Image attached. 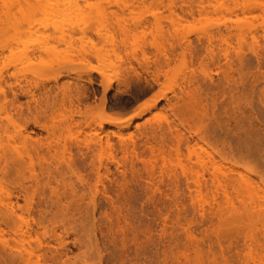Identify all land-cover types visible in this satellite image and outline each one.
Listing matches in <instances>:
<instances>
[{
	"label": "rangeland",
	"instance_id": "1",
	"mask_svg": "<svg viewBox=\"0 0 264 264\" xmlns=\"http://www.w3.org/2000/svg\"><path fill=\"white\" fill-rule=\"evenodd\" d=\"M144 20L152 25L140 26ZM211 34L214 61L207 51ZM106 36L117 37L121 46L107 61L112 74L123 75L134 54L142 58L141 50L153 61L163 47L169 50L181 38L189 40L192 58L187 56L183 68L180 56L174 57L172 71L153 88L133 79L130 87H121L124 92H106V112L92 131L73 128L63 136V142L73 144L77 174L90 185L96 182L92 163L101 161L108 169L95 207L82 202V208L60 210L36 195V204L28 208L20 194H33L28 172L8 165L0 151V198L10 192L17 213L32 227L22 246L12 233L18 220H0L5 228L3 236L0 232V264H29L23 249L36 248L38 239L43 242L40 264H264V188L259 178H264V0H0V126H8L2 92L7 74L22 71L38 82L60 73V83L75 82L76 71L88 64V52L102 48ZM221 38L229 40L228 63L221 58ZM182 72L196 81L197 105L178 98L186 86ZM85 79L83 75L79 82L87 85ZM93 87L101 98L99 82ZM162 91L167 99L138 116ZM196 114L210 141L235 164L224 165L229 168H223L221 186L208 181L209 188L198 196L182 179L148 178L142 161L153 146L167 153L172 149L174 129L152 135V124L168 117L191 138L188 128L197 122ZM132 118L120 134L113 133L115 126L99 125ZM0 137L7 142L2 132ZM106 137L113 149L95 150L93 139ZM126 144L129 153L123 149ZM238 173L250 177L254 186L239 184ZM44 190L48 195L43 187L38 193Z\"/></svg>",
	"mask_w": 264,
	"mask_h": 264
},
{
	"label": "bare ground",
	"instance_id": "2",
	"mask_svg": "<svg viewBox=\"0 0 264 264\" xmlns=\"http://www.w3.org/2000/svg\"><path fill=\"white\" fill-rule=\"evenodd\" d=\"M154 24L158 25L159 22L155 21ZM139 25L147 27L152 24L144 20L140 21ZM214 37L213 34L208 36L207 46L208 54L213 61L215 46L212 45V41ZM119 42L115 36L104 37L102 48L91 49L88 52V64L85 69L76 71L75 82L60 83L63 76L60 73L52 79L38 82L28 79L22 71L10 72L4 77L7 90H2V92L7 104L8 126L6 128L0 126V132L6 135L7 139L5 143L0 140V151L6 157L8 165L11 164L18 170L24 167L28 172L27 179L33 188V194L29 195L26 191L20 193L28 208H32L36 204V195L42 198L47 197L52 201V205L60 210L72 207L82 208V202L86 203V207H95L96 196L100 192L99 187L105 184L103 171L108 172V169L101 161L97 166L92 163L96 182L94 186L90 185L77 174L78 168L70 154L73 144L63 142V136L73 128H78L84 133L92 131L95 120L106 112V92L110 90L121 92V87L127 89L133 79L144 80L149 88H153L161 77L166 78L172 71L170 66L174 57L180 56L182 67L185 68L187 56L191 57L193 52L189 40L181 38L175 46L172 44L169 50L163 47L160 53L161 57H156L153 61L146 58L145 50H141L142 58L140 59L134 54L123 75L118 72L112 74L107 61L112 56L119 54L121 47ZM221 42L224 44V47L221 48V58L228 63L230 59L229 40L221 38ZM90 59L96 60L99 64H92ZM83 75L86 76L87 85L79 82ZM182 80L186 86L183 87V94L178 98L191 104L200 103V93L196 90V81L193 80V77L182 72ZM50 82L53 84L50 85ZM96 82H99L104 91L101 98L97 97V91L93 87ZM154 96L150 100V106H143L138 116L155 107L163 99H167V95L163 91ZM22 99L26 100L22 102ZM195 116L198 119L197 122L188 128V132L192 134L191 138L186 137L175 121L168 117L163 119L164 123L157 121L152 124L149 132L152 135L163 129H174L172 149L167 153L163 148L155 149L153 146L151 156L142 161L148 178L154 179L159 174L161 178L168 179L172 183H177L182 179L187 183L188 189L195 193L194 196H198L209 188L208 181L210 184L221 186L220 183L225 174L223 168L226 166L224 165L230 164L232 167L235 164L230 163L227 155L210 141L202 118L197 114ZM132 121L133 118L128 120L109 119L100 122L99 125L115 126L117 131L113 133L120 134L122 129L132 124ZM35 129L41 131V136H32V134L40 135ZM93 143L94 149L100 152L113 149L108 137L105 139L95 138ZM181 145H184V152L181 150ZM123 149L129 153L130 145H124ZM67 151L68 156L66 155ZM79 153L81 156L85 155L81 150ZM133 153L134 148L132 149ZM243 168L255 175L251 169ZM205 173L208 174V178H205ZM238 176L239 184L248 188L254 186V182L247 175L238 173ZM259 178L264 188V178L262 176ZM1 187L0 189L3 191V186L1 185ZM41 187L47 188L49 194L46 195L45 190L38 193ZM4 193L7 194V190H4ZM7 195V198H0V220L10 216H14L18 220V222H14L12 233L24 246V235L30 236L32 227L26 216L17 213L11 193L9 192ZM68 199L69 201H67ZM0 232L3 236L5 228L1 223ZM4 244L7 243L4 241ZM37 244L36 248L24 247L23 249L22 257L29 264H40V249L43 242L38 239Z\"/></svg>",
	"mask_w": 264,
	"mask_h": 264
}]
</instances>
